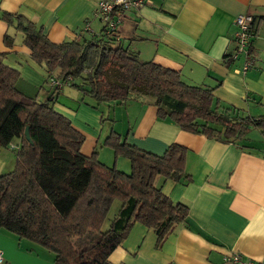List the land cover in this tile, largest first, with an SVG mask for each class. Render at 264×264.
<instances>
[{"label":"crops","instance_id":"crops-1","mask_svg":"<svg viewBox=\"0 0 264 264\" xmlns=\"http://www.w3.org/2000/svg\"><path fill=\"white\" fill-rule=\"evenodd\" d=\"M99 1L0 0V15H19L41 28L49 41L61 43L102 32L103 23L96 16ZM241 13L256 20V61L245 73L235 72L242 59L231 58L236 47L234 19ZM6 34L12 38L10 45ZM117 42L141 61L177 71L184 83L212 90L217 111L234 108L244 116L264 114V0H144L124 11ZM0 62L19 72L22 93L38 101L48 98L44 67L32 61L23 33L1 17ZM69 88L60 90L54 109L84 135V155L96 151L102 162L128 173L129 161L114 158L103 145L111 130L157 155L172 143L187 150L185 174L190 180L161 183L173 203L188 206L186 220L160 245L153 229L135 222L110 253V264H220L230 252L264 263V142L246 136L222 141L182 130L174 121L157 117L148 96L96 109L81 101L77 88ZM15 161L11 149L0 148V175L11 171ZM0 250L3 264H55L43 247L3 228Z\"/></svg>","mask_w":264,"mask_h":264},{"label":"trees","instance_id":"trees-1","mask_svg":"<svg viewBox=\"0 0 264 264\" xmlns=\"http://www.w3.org/2000/svg\"><path fill=\"white\" fill-rule=\"evenodd\" d=\"M0 17L23 33V44L32 61L44 67L50 88L44 101L25 95L17 86L19 72L0 62V148L16 156L14 168L0 175V228L43 247L55 264H110V253L135 222L153 229L160 245L188 216V206L173 203L161 183L190 180L187 150L176 143L157 155L111 130L103 145L114 158L128 159V173L102 162L96 151L84 155V135L54 109L64 85L77 88L81 101L96 109L148 96L157 117L208 138L240 140L251 128L264 134V114L217 111L212 90L188 85L177 71L141 61L117 42V31L103 26L100 34L53 43L19 15L2 11ZM255 25L253 20V33ZM4 40L12 42L7 34ZM50 78L62 87L50 86ZM26 127L31 142L25 138ZM115 200L118 208L103 229Z\"/></svg>","mask_w":264,"mask_h":264},{"label":"built area","instance_id":"built-area-1","mask_svg":"<svg viewBox=\"0 0 264 264\" xmlns=\"http://www.w3.org/2000/svg\"><path fill=\"white\" fill-rule=\"evenodd\" d=\"M144 0H100L96 7V16L101 20L103 26L108 32H115L122 21L125 10L132 7L141 6ZM254 17L250 13H241L235 16L237 31L235 32V50L231 58L233 60L241 58L242 65L235 72L245 73L252 68L256 57L252 52L251 24ZM50 86L62 87L61 83L55 78L49 79ZM0 264H3V255L0 250ZM220 264H264L262 261H253L245 259L239 252H230L224 254Z\"/></svg>","mask_w":264,"mask_h":264},{"label":"rangeland","instance_id":"rangeland-1","mask_svg":"<svg viewBox=\"0 0 264 264\" xmlns=\"http://www.w3.org/2000/svg\"><path fill=\"white\" fill-rule=\"evenodd\" d=\"M19 88H23L21 85H20V83H18V85H17ZM70 86H66V85H64L63 86V89H65V90H67V89H70L69 88ZM121 111V110H120ZM119 111V112H120ZM118 124V123H117ZM247 138H250V139H252V140H255V139H257V140H260L261 142H264V135L262 134V132L259 130V129H257V128H251L249 131H248V133L245 135ZM126 159V158H124V157H122L121 156V158L120 159ZM127 161H128V159H127ZM118 204H119V201L118 200H115L114 202H113V204H112V206H111V209H110V212H109V215H108V219L105 221V223H104V226H103V229H106L107 228V226H108V224H109V219L112 217V215L114 214V212L116 211V209L118 208Z\"/></svg>","mask_w":264,"mask_h":264},{"label":"water","instance_id":"water-1","mask_svg":"<svg viewBox=\"0 0 264 264\" xmlns=\"http://www.w3.org/2000/svg\"><path fill=\"white\" fill-rule=\"evenodd\" d=\"M25 138L27 139L28 142H31L30 136H29V132H28V127L25 128V132H24Z\"/></svg>","mask_w":264,"mask_h":264}]
</instances>
